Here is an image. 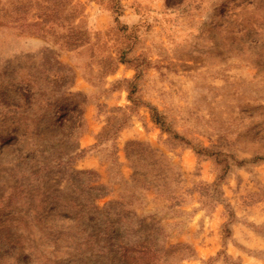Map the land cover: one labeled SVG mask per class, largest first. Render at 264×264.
<instances>
[{
  "label": "rangeland",
  "instance_id": "374dc122",
  "mask_svg": "<svg viewBox=\"0 0 264 264\" xmlns=\"http://www.w3.org/2000/svg\"><path fill=\"white\" fill-rule=\"evenodd\" d=\"M0 264H264V0H0Z\"/></svg>",
  "mask_w": 264,
  "mask_h": 264
},
{
  "label": "trees",
  "instance_id": "16d2710c",
  "mask_svg": "<svg viewBox=\"0 0 264 264\" xmlns=\"http://www.w3.org/2000/svg\"><path fill=\"white\" fill-rule=\"evenodd\" d=\"M254 160H261L262 159V157H255V158H253Z\"/></svg>",
  "mask_w": 264,
  "mask_h": 264
}]
</instances>
